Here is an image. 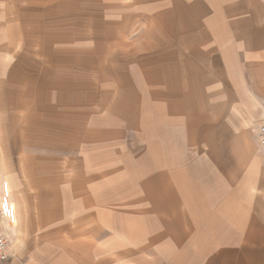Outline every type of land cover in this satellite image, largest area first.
Here are the masks:
<instances>
[{
	"label": "crops",
	"instance_id": "obj_1",
	"mask_svg": "<svg viewBox=\"0 0 264 264\" xmlns=\"http://www.w3.org/2000/svg\"><path fill=\"white\" fill-rule=\"evenodd\" d=\"M264 0H0L1 264H264Z\"/></svg>",
	"mask_w": 264,
	"mask_h": 264
},
{
	"label": "built area",
	"instance_id": "obj_2",
	"mask_svg": "<svg viewBox=\"0 0 264 264\" xmlns=\"http://www.w3.org/2000/svg\"><path fill=\"white\" fill-rule=\"evenodd\" d=\"M259 139L260 143L264 145V121L260 125L259 130ZM3 211L0 208V220L3 217ZM9 258V252H8V240L6 239L4 233L0 230V264L7 261Z\"/></svg>",
	"mask_w": 264,
	"mask_h": 264
}]
</instances>
